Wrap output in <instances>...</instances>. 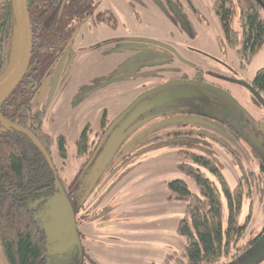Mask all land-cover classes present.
<instances>
[{
	"label": "rangeland",
	"instance_id": "1",
	"mask_svg": "<svg viewBox=\"0 0 264 264\" xmlns=\"http://www.w3.org/2000/svg\"><path fill=\"white\" fill-rule=\"evenodd\" d=\"M194 1L197 11L196 13L191 11L190 18H198L196 21L198 28L196 27L197 37L192 41L185 34L181 35L173 24L176 22L170 14L172 10L169 14H162L161 10L166 6L162 0H156L155 5L159 8L154 6V0H105L104 5L113 10L118 23L125 21L130 30L126 34L127 37L123 36L125 39L114 41L115 35L113 36L108 30L106 32L102 30L99 35H95V32L87 35L86 33L92 29V25L88 23L83 26L73 44L61 55L51 74L35 94L34 100L43 112L45 131L53 138L59 135L66 137L68 153L61 171L64 182L69 184L81 172L80 167L85 158L82 159L84 155L76 156L75 142L86 126L98 130L104 111H107V118L113 124V120L130 106L131 98L138 91H143L145 87L150 88L157 83H167L183 73H193L194 68L187 65L186 61L191 65L202 67L205 71L220 72L221 75H226L224 64L234 67L239 72L241 68L242 75L248 79L254 77L255 73L264 67V44L252 62L245 64V67L242 63L240 66L235 50L226 43L222 46L228 49V53L222 54L217 36L223 38L224 35L212 9L215 0ZM241 8L245 7L241 6ZM260 13L264 16V10L261 9ZM233 27L239 32L237 17ZM149 39L170 48H178L181 50L180 55L175 51L165 52L160 48L148 46L149 43L145 41ZM183 39L188 41L186 44L189 43L190 47L202 53L189 51L187 46H180ZM114 80L116 83H111ZM109 83L111 84L107 85ZM224 86L233 89L236 96L242 97L243 103L252 99L250 93L239 85L224 83ZM174 90L165 91L163 103L181 100L175 95L192 99L195 93L189 88L185 94L179 88L175 91H181V94ZM205 93L208 98L206 101L208 108L216 107L219 110L220 104L228 105L219 93ZM158 97H161V94L154 93L151 102ZM246 107L247 111L254 112L256 116V112L264 113V110L259 109L255 103L252 105L248 103ZM228 110H231L229 105ZM149 114L147 112L143 117ZM132 119L129 117L115 130L113 141L124 132L125 127L130 126ZM158 119L148 121L145 126L125 136V144L112 158H107V163L96 162L86 169V174H80V176L85 174L84 183L88 184V186L83 184L80 195L82 196L89 187L90 191L92 188L86 203L96 204L95 209L100 211L103 208L110 210L112 214L110 220H114L115 216L126 211H130L127 213L131 215L129 217H134L135 214L139 218L137 225L131 226L134 219L128 221L125 218L123 226L117 227L109 223L95 228L96 232L90 234L89 239L83 243L88 251L86 255H91L94 264H164L165 257L172 254V250L184 246V238L177 235V227L179 220L185 214L186 203L179 201L168 185L180 174L177 166L178 153L169 147H164L163 143H156L157 137H163L168 128L167 124H154ZM144 127L146 132L144 131L145 133L139 135L138 139L128 146V142L136 138V135L145 129ZM221 129L245 151L241 153L224 141L240 157L242 165L254 173L255 178L254 194L250 200L244 199L238 218L241 224L245 223L252 202V216L246 235L239 242V246H244L248 238L257 236L264 226V152L247 142L244 144L240 140L237 141L224 127ZM259 141L262 142L261 139ZM56 149L57 147H54V150ZM203 154L217 162L230 187L234 188L238 184L241 172L233 165L222 147L212 144ZM125 156L128 157L124 160ZM54 159L56 167L63 165L59 157L54 156ZM188 185L192 192L196 191L198 195L200 194L193 180ZM227 221L228 206L224 202V228L227 226ZM153 225L160 231L159 234H143V230H148ZM120 229L133 230L129 234L136 238L134 248H131L132 244L126 237L121 243L110 241L108 235L119 234ZM129 234H126L127 237ZM152 241L163 242L164 246H154ZM255 251L256 247H252L246 254L242 252L235 261H231V255L235 252L233 250L229 258L220 259L219 262L231 261L229 264H242L247 261L251 252ZM74 253L69 251L64 257L53 259V264H66L65 260Z\"/></svg>",
	"mask_w": 264,
	"mask_h": 264
},
{
	"label": "flooded vegetation",
	"instance_id": "2",
	"mask_svg": "<svg viewBox=\"0 0 264 264\" xmlns=\"http://www.w3.org/2000/svg\"><path fill=\"white\" fill-rule=\"evenodd\" d=\"M162 1L166 4L165 8L161 10L162 14L163 13L169 14V11L172 10L170 14L174 17L173 19L176 22L173 24L180 31V34L181 35L185 34L187 37H189V39H191L190 41L195 39L197 37L196 27L198 28V23H196V21L198 18H190L191 11L193 13H196L197 11L195 7V1L194 0H162ZM65 2L66 0L61 1L59 15H61L63 11ZM104 2L105 0H90L89 2L87 0L86 1L83 0L82 5H84L85 7L80 12L78 11L72 12V19H71L72 21L69 23H66V27H67L66 32L62 36H59L60 41H58L55 47L51 46L48 49V52H44V54H41V58L37 59L38 60L37 63L44 65V68H42V70L37 69V74H40V77H39V80L34 83L31 89L29 98L31 100V103L35 105L36 111H38L41 114V117H43V112L39 108L38 104L35 102L34 96L39 90V88L41 87V85L43 84V82L51 74L52 68L56 65L61 55L73 44L76 37L81 33L84 25L88 23L90 26L92 25L91 27L92 29L90 30V32L88 31L86 33L87 35L92 34L94 32H95V35L96 34L99 35L101 34L102 30H105V32L106 30H108L113 36L115 35L116 39L114 41H120V40L125 39V37H127L126 34L129 33L130 30H128V27L125 21H122L123 23L121 22L120 23L121 25H120L118 23V20L115 18L113 14V10L109 7H106V5H104ZM223 2H224L223 0H215L213 7L215 4H217L218 7H221ZM261 2L263 5L257 0H230L228 4H231V6H236V17H237V22H239L238 21L239 14L244 9L247 10L248 8L254 7L255 5H257L262 10H264V0H261ZM155 3H156V0H154L153 4L155 7H158L155 5ZM241 6H244L245 8H241ZM234 21H236V18ZM73 24L78 25V26H74ZM239 26H240V23H238V27ZM124 29H127V30L124 31ZM223 35H224V32H223ZM0 38H1V35H0ZM131 40L135 41L134 39H131ZM69 42L71 43L68 46ZM145 42L149 43L148 46L160 48L161 50L165 52L175 51L179 53L180 55L179 51L181 50H179L176 47L170 48L166 46L165 44L154 42V41H151L150 39ZM186 42L188 41L183 39L182 40L183 45L181 44L180 46H187L186 48L189 51H195L196 53H200V54L202 53L198 49L194 47H190L189 43L186 44ZM217 42H218V46H219L221 53L224 55L227 54L228 49L222 46L224 45V43H226L225 36L223 38L220 36H217ZM33 43H34V39H33ZM235 53H236V50H235ZM32 58H33V44H32L30 64H29L28 70L26 71L24 77L25 76L28 77L29 72L33 69L32 68V64H33ZM186 62H187V65H190V67L194 68L193 73L191 74L183 73L181 75H178L170 79L169 81H167V83H164V82L157 83L154 86L152 85L153 87L152 86H150V88L145 87L143 91H138V93L134 97L131 98L132 100L129 103L130 105H132L134 102L136 103L134 106V111L131 115H128L127 117L135 119V121L133 122H138V121L148 118L147 116H151L152 120H154V118L156 119L159 118L158 121L156 120V123L154 124L156 125H163V124L166 125L167 124V127H168L166 130L167 132L163 135V137H157L156 143L157 144L163 143L164 147L166 148L169 147L172 149V151H177L178 153L177 156L179 158V161L177 162V166H178V170L180 174L177 179H174L171 182H174L176 180L181 181L184 184H186L187 189L190 193H192L194 196H201V189L200 187L197 186V183H196V181L198 180L197 177H201L205 181L212 183L216 187V189L219 190L220 183L219 181L217 182L218 178L216 177V173L218 170L223 182L228 186L231 192H234V191L241 192L242 202H244L245 198H248L250 200V198H252L254 194V188H255L254 187L255 186L254 173L250 169L245 168L242 165L240 157L235 154V151L232 148H229L225 144V142H227L231 144V146H234L239 152L245 153V151L241 147L238 146L237 142L233 138H231L228 134H225L222 132L223 130L221 128L224 127L226 131L229 132L237 141L240 140L244 144L247 142V144L253 145L254 148L262 149V151L264 152V145H262V142H264V113L255 111L257 113V116H256L254 115V112H249L246 110L247 108L246 105H248V103L250 105L255 103L259 109L264 110V105L262 104L260 100H258V98L253 94L251 90V88L255 90L254 78L257 72L255 73L254 77L248 79L242 75L243 71L241 70V68H240V71L242 73L236 70L234 67L228 66L224 63H223L224 64L223 67L226 69V72H224L226 73V75H221L220 72L217 73V71H212V70L205 71L202 67L198 65H191L190 63H188V61ZM239 63H240V60H239ZM240 66H241V63H240ZM201 83L207 84L211 88H206V87L199 85ZM224 83L226 85L231 84L233 86L234 85L241 86L242 88L246 89L250 93L252 99L250 101H247L248 103L247 102L243 103L242 97L236 96L234 94L233 89L229 87H225ZM246 84H249L250 87L246 86ZM35 86H36V89H35ZM212 87L216 89H212ZM177 88L181 89L184 94L186 93V91H188V88L190 90H194L195 91L194 97L192 99L190 98L186 99V97L181 98L182 95L181 96L175 95L177 99H181V100H176L175 102L172 101L168 103H163V100L165 99V96H166L164 94L165 91L167 90L171 91L174 89L176 90ZM204 91L210 92V93H213V92L219 93L221 96H223V99L231 107V110H228V105L226 103H225V106L223 104H220L221 108L219 110L216 107L208 108L207 107L208 105H206V101L208 98ZM175 92L181 94V91H175ZM154 93L155 94L157 93V95L161 94V97H158L159 99L155 98L154 102H151V99ZM259 95L264 100V97L261 94ZM147 112H149L150 114L143 117V115ZM0 121L5 127V128L4 127L2 128L3 130L4 129L16 130L12 126L8 125L5 121L18 125L12 120L5 119L2 115H0ZM110 125H111L110 120L107 118V111H104L98 130L91 129L90 127L86 126L84 130L82 131L81 134L85 132L86 137H88L89 147H87V150H86L87 155L85 154L84 157H82V159L85 158V160L81 164L80 174L82 173L86 174V169L94 165L99 160V157L101 158L98 162H102L103 164L108 162L107 158L108 157L110 158L109 152L112 148L115 147L114 143H112L113 137H112L111 132L107 134V130L110 127ZM43 128H44V123H43ZM145 129H143L142 132ZM115 130H116V126L112 129V132H115ZM45 133L50 135L46 131ZM124 133L125 131L121 135H119V137L122 140L119 141V146L117 147V149L114 148L116 149L115 152H118L119 148L122 147L126 142L125 136L127 135L124 136ZM60 136H63V135H59L56 138H53L51 136L54 141H53V144L51 145L50 150L49 148H46V146L39 140L42 143V145L45 147L46 151L48 152L50 159L52 161L53 167H51L48 164L45 156L34 144L36 148L39 150V152L41 153L42 157L44 158L45 164L50 169V171H47L46 173H49V172L51 173L52 179H53V187L44 186L41 190H39L38 194L36 195V198L33 200L31 209H33L34 211L35 220H38V222L40 223V225H42L44 229V224L46 222H49L50 220V218L46 215L47 211L50 208L48 205V202L52 198H54L55 195H57V193L59 194V187L56 185V181L58 180L59 184L64 190V193L67 196L72 206V211H73L75 222L77 225V233H78V237L80 240V245H76L72 247L73 250L71 251L75 252L74 253V255H76L75 258L82 257V255L79 254L80 253L79 249L83 247L85 250L84 251L85 263L94 264V259L91 257V255H88V256L85 255L86 252L88 251L83 243L84 241L89 239L90 234L96 232L95 228L99 225L109 224V223L115 224V226L117 227L123 226L125 218H127L129 221L131 219H134V217H129V215L127 214H119L114 217V220H110V217L112 216V214L110 213V210L103 208L100 211V210L95 209L96 204L93 205V204H89L88 202L86 203L87 198L90 196L92 192V188L90 191V187H89L87 190L84 191L82 196L80 195V191H83V184H85V186H88L86 182L84 183L85 174L83 176H80L79 174V176L71 180L69 184L64 182L61 176V171H62V167L64 166V162H66L67 157L65 159H62L60 155L58 154L59 145L57 144L56 139H58V137ZM79 137L77 138L75 142V145L77 148V154H76L77 157L79 153L78 146H77V141ZM259 139H261L262 142H260ZM65 144H66V150H67V143ZM212 144L222 147L225 153L230 157V160L233 163V165L236 166L240 170L241 172L240 178L238 180V184L234 188L230 187L226 177L224 176L217 162L213 158L203 154L204 151L208 150V148ZM54 147H57V149L54 150ZM105 147H107V149L103 151ZM54 151H56L55 155H54ZM54 156H57L61 159V162L63 164L61 167H56L57 165H56ZM127 157L128 156H125L123 159L125 160ZM206 161H208L211 167L213 166L214 169L215 167L217 168L215 169L216 172L214 170L209 169L204 164ZM191 180L195 182L196 184L195 188H197L200 191L199 195L196 193V191L192 192L191 189L189 188L188 183ZM43 185H46V184L43 183ZM263 190H264V183H263ZM171 191L175 195V197L178 198V194L173 192V190ZM218 193L221 194L220 192ZM223 197L224 199L226 198L225 195H223ZM185 203H186V210H185V214L182 216L181 219H186L188 222H190V216L187 211L188 209L187 202ZM249 213H250L249 215L252 216V202L250 203ZM224 227L225 226L223 225V229H225ZM86 228H89V229H86ZM127 231H131V230L120 229V232L122 235H126ZM263 233H264V226L261 228L257 236H252L251 238H248L246 243L252 239H256L260 234H263ZM110 237L115 238L117 236H115L114 233H112L110 236L108 235V238L111 241ZM45 238H46V234H45ZM119 238L121 239V237ZM46 242H47V246H50L52 244L51 242L48 243L47 238H46ZM184 243H185V239H184ZM248 250L249 249H247L244 254H246ZM179 251H173V252H179ZM64 254L56 255V254L48 253L49 255L48 260L49 259H59L61 257H64L63 256ZM169 256L170 255H167L165 257L164 264H168L166 263L167 262L166 260L169 259ZM68 259L66 260L68 261ZM235 259H237V257ZM235 259L233 258L231 259V261H235ZM75 262H76V259H75ZM74 264H78V263H74ZM262 264H264V262H262Z\"/></svg>",
	"mask_w": 264,
	"mask_h": 264
},
{
	"label": "trees",
	"instance_id": "3",
	"mask_svg": "<svg viewBox=\"0 0 264 264\" xmlns=\"http://www.w3.org/2000/svg\"><path fill=\"white\" fill-rule=\"evenodd\" d=\"M62 0H28V11L33 31V64L28 77L25 76L11 95L0 103V115L30 130L45 146L51 148L53 138L43 128V117L31 103L30 92L44 65L37 63L41 54L55 47L59 36L66 32V23L71 22L72 12H80L85 6L83 0H66L59 15ZM221 7L214 5L213 10L224 32L226 44L236 50L242 65L252 62L264 44V17L257 5L244 9L238 17L239 32L233 27L236 18V6L223 0ZM82 5V6H81ZM16 22L12 1L7 0L0 7V78L7 69L13 50ZM241 29V32H240ZM239 34V36H238ZM255 90L264 97V67L259 69L254 78ZM36 89V86H35ZM0 121V250L8 264H53L49 259L45 232L38 222L31 206L39 190L44 186L53 187L49 167L45 164L39 150L30 138L18 130L2 129ZM5 128V127H4ZM58 154L67 157L66 139H56ZM78 156L86 154L88 137L81 134L77 141ZM209 169H217L208 161L204 163ZM220 189L197 177V186L201 196H194L186 184L174 181L169 188L178 194V200L187 202L190 222L181 219L177 235L185 239L179 252L170 254L168 264H229L220 263V259H235L255 246L264 244V233L252 239L244 246H239L245 236L251 215L245 223L238 220L242 207L241 192H231L223 182L220 173H216ZM46 184V185H43ZM253 186V185H252ZM220 192L221 194H219ZM224 193V194H223ZM225 195V199L223 197ZM224 202L228 206L227 226L223 229ZM82 257H70L66 264H86L84 248L79 249ZM65 255V254H64ZM63 255V256H64ZM86 255V254H85ZM249 255V254H248ZM254 255L251 252L249 257ZM248 257V258H249ZM76 262H75V259ZM236 260V259H235ZM223 262V261H222ZM261 261L259 264H262Z\"/></svg>",
	"mask_w": 264,
	"mask_h": 264
},
{
	"label": "water",
	"instance_id": "4",
	"mask_svg": "<svg viewBox=\"0 0 264 264\" xmlns=\"http://www.w3.org/2000/svg\"><path fill=\"white\" fill-rule=\"evenodd\" d=\"M6 1L7 0H0V7ZM11 1H12L15 22H16V28L14 34L11 59L7 69L0 78V103L5 101L11 95V93L15 90V88L19 85V83L23 79L30 64L32 44H33V32L31 27L29 11H28V0H11ZM257 1L262 4L261 0H257ZM70 43L71 42H69L68 46L70 45ZM111 83H116V80L112 81ZM111 83L107 85H110ZM199 85L206 88H211L207 84L201 83ZM246 86L250 87L249 84H246ZM212 89H216V88L212 87ZM251 90L253 94L258 98V100H260L264 105V100L258 94V92H256L252 88ZM135 104L136 103L134 102L127 109H125L124 112H122L119 117H117L114 120L113 124H111L110 127L108 128L107 134L111 132L112 137L115 135L114 132H112V129L115 126L116 129H118L119 127H121V125H123V122H125L128 119L127 116L133 113ZM151 120H152L151 116L138 122H133L135 121V119H132V123L130 124V126L128 128L126 127L124 128L125 131L124 136L129 135L131 132L133 133L139 128L145 126L146 123ZM5 122L8 125L15 128L16 130L26 134L45 156L48 164L51 167H53L48 152L46 151L42 143L39 141V139L33 133H31L28 129L22 126L13 124L8 121ZM143 132H141V134ZM139 135H136L137 136L136 138L128 142V146L133 144L138 139ZM114 139L115 140L114 141L112 140V143H114L115 145L114 148L117 149V147L119 146V141H121L122 139L120 137H116ZM114 148H112L109 152L110 158H112L113 155L115 154L116 149ZM106 149L107 147H105L103 151H105ZM100 158L101 157H99V160ZM56 185L59 187V194L57 193V195H55V197L48 202L50 208L47 211L46 215L50 218V220L49 222H46L44 224V230L48 243L50 242L52 243L50 246H47L48 253L62 255L64 253H68L69 251L73 250L72 247L76 245H80V240L77 233V225L72 211V206L67 196L65 195L64 190L59 184L58 180L56 181ZM255 247H256V251L254 252L255 255L249 257L247 261L242 264H257L264 260V244L262 246H258V247L255 246ZM0 264H8L4 256L2 255L1 250H0Z\"/></svg>",
	"mask_w": 264,
	"mask_h": 264
},
{
	"label": "crops",
	"instance_id": "5",
	"mask_svg": "<svg viewBox=\"0 0 264 264\" xmlns=\"http://www.w3.org/2000/svg\"><path fill=\"white\" fill-rule=\"evenodd\" d=\"M127 213H130V211H126V212H124L123 214H127ZM132 215H133V213H132ZM129 216H131L130 214H129ZM134 216V222L131 224V226L132 225H137L138 224V217H136L135 216V214L133 215ZM182 218V217H181ZM155 226L153 225L152 227H150V229H148V230H143L142 232H143V234H149V235H157V234H159V230H157V229H155L154 228ZM129 230H131V231H127V233L126 234H129V233H131L133 230L132 229H129ZM161 230V229H160ZM115 236H117V237H115V238H111V240H115V241H117L118 243H121L122 241H125L126 239H125V237L126 238H128L127 240H129V242L132 244L131 245V248H134L135 247V245H136V241H135V239L136 238H134V237H131L130 236V234H129V237H127V235L125 236V235H122L121 233H119V234H114ZM119 237H121V239L119 238ZM155 239V238H154ZM152 244L154 245V246H157V247H160V246H164V243L163 242H153L152 241ZM184 245V244H183ZM182 249V248H181ZM180 249V247H177L176 249H174V250H172V251H179V250H181ZM141 264H145V263H141Z\"/></svg>",
	"mask_w": 264,
	"mask_h": 264
}]
</instances>
